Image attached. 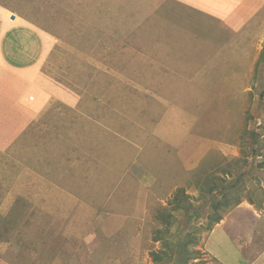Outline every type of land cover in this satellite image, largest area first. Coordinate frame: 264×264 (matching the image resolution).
<instances>
[{
  "label": "rangeland",
  "instance_id": "374dc122",
  "mask_svg": "<svg viewBox=\"0 0 264 264\" xmlns=\"http://www.w3.org/2000/svg\"><path fill=\"white\" fill-rule=\"evenodd\" d=\"M87 1L92 14L79 21L62 0H0V20L34 23L46 41L38 54L47 50L33 67L10 50L20 49L10 47L14 36L5 38L9 27L0 29L14 59L10 69L0 64V264H55L64 255L70 264H264V32L221 66L210 61L214 45L195 54L172 47L170 57L191 59L177 63L174 55V68L191 75V87H204L176 94L173 69L153 73L136 55L129 64L112 60L131 30L147 56L167 48L165 35L175 30L154 25L152 14L148 31L132 25L153 0ZM114 85L128 88L121 95ZM162 117L202 134L189 147L208 139L184 176L177 159L184 149L168 151L152 133ZM139 135L142 154L159 150L163 173L141 191L133 162ZM221 202L216 223L212 204ZM110 214L119 221L100 223ZM87 232L94 236L82 239Z\"/></svg>",
  "mask_w": 264,
  "mask_h": 264
},
{
  "label": "crops",
  "instance_id": "0c3cea01",
  "mask_svg": "<svg viewBox=\"0 0 264 264\" xmlns=\"http://www.w3.org/2000/svg\"><path fill=\"white\" fill-rule=\"evenodd\" d=\"M133 2L135 3L136 1ZM152 4L154 8L151 11H146L143 8L140 9V13L139 9L136 11V14L138 16L134 18V20L132 21V25H136V27L134 28H136L135 30H137V34H141L143 30L148 31L149 28L145 29V21L148 18L147 16L152 14L156 17V19L152 21L154 25L159 23L160 27L164 26V29L167 28L175 30V33H173L172 35H165V37H168L170 41L167 48L164 51L160 52V54L158 55L151 57L147 56L144 48L145 45L143 44V47L141 43L143 39L141 37L134 38L136 32L134 30H131L130 33L127 31V35L125 38L123 37L121 39V44L115 43L117 46H121L120 54H116L112 60H117V62L122 61L123 63L127 62L129 64L130 61H133L129 60V57L136 55L139 56L140 59H142L143 63L148 61L152 65L154 69L152 71L153 73H155L154 71H156L157 69L159 73L161 69H164L165 71L167 70V68L173 69L174 76L176 78L179 76V86H177L176 88V94L185 91V93L188 94L190 92L193 96L194 94H199L204 87L201 85H197V88L196 86L191 87L189 85L191 75L188 74L190 76H187L185 75L184 71L178 70V67V69L174 68L175 65L171 64V60L174 55V57H181L176 58L178 61L177 63H185L184 60L188 58L191 61V59L186 56L183 57V54H173L170 57L171 53L174 51L172 47H188L187 49H185V51H189L195 54L196 51L198 53H201L203 50H208L209 45H214L213 53H209L210 61L216 62L219 64V66H221L222 62L226 58L232 56V52H237L236 48L247 46L248 43H251L250 41L252 39L259 37V35L264 32V0H153ZM61 6H63L62 8L65 13L71 12L73 15H78L76 19L79 21L83 17H85V15L88 19V16L92 14L89 1L87 0H82L81 3L77 2V0H62ZM6 11L8 14H12L9 9ZM80 14L85 15L81 17ZM171 17H173V19ZM17 20L18 19H11V17L9 19L5 17L2 18L0 20V29L7 30V27H9L11 31L9 33L10 35L5 34L4 36L5 38H13L14 36V39L11 40L12 43L10 47L14 46L20 49L17 50L10 48V50L12 52L21 51L23 54V58L25 54V59L28 60L31 66H37L38 61L47 53V50L40 49L41 54H38V49L41 46L46 45V41L42 40V38H40L39 36V33L35 31L36 29L41 28L28 21H25L24 27L20 24L17 26ZM2 25L4 26L2 27ZM26 25H28V27H26ZM137 26L139 29H137ZM23 28L32 29L34 31L30 33ZM123 29H125L124 26L122 27V30ZM23 30L25 31L24 35ZM176 31H178V33ZM132 32H134V35L131 36ZM162 33L168 32L164 31ZM206 35L210 36V38H205ZM20 36L22 37V39ZM194 36L196 37V39H194ZM16 39H20V42L18 44H16ZM2 44H4V41H0V64L6 63V67L9 66L10 69L12 68L11 61H13L14 59L10 57L12 56L11 54H8V52L5 51H8L7 47H3ZM123 45L125 46L122 48ZM134 45L141 47V49L135 48ZM130 53L132 54L130 55ZM201 56L203 55H195V57H197V60L193 61H200L199 57ZM169 58H171V60H169ZM124 66L127 67L128 65ZM202 69L203 67H201L200 70L202 71ZM123 72H127V70H123L122 72H120V74ZM129 73L130 78H133L134 75L131 74L132 72L130 71ZM175 73H177V75H175ZM164 75L167 77H171L168 73H164ZM129 84H137L136 86L141 85L139 84V80H134V82H129ZM141 86V89L146 90L143 88L144 84H142ZM150 86L152 85L150 84ZM156 86L159 85L156 83ZM111 88L114 92H120L121 95H123L126 88H128V85H126V88L121 87L120 91L118 90V85H114ZM150 97L152 100L156 101V99L153 98L152 95ZM155 117L157 118L158 116ZM106 118L108 120L109 116H107ZM137 123L139 124V122ZM184 124L188 125V123H182V125ZM155 125L156 132L152 131V133L161 135V137H159L160 144L158 145L165 146V148H168V151L171 148L184 149L186 154L183 155L182 160L177 156V159L181 161L180 168L183 172H181L182 176L185 175L184 172H189L199 165V161L202 158L201 153L205 151V145L208 143V139L206 141H200L194 147H189L188 145L191 143L193 136H202L201 133L196 134V131L194 130L184 131L182 130V125L178 126L174 123L170 125L163 117L161 118V121L159 123H156ZM144 127H146V125ZM107 131L111 132L110 128ZM124 131H126V129ZM143 137L144 136L139 135L138 138H140L141 142L137 144L138 149H140L141 152H138V154L133 158V162H137L140 167V170L135 178V182L137 183V191H141L142 189H150L154 187L155 184L158 185L161 180L158 177L159 175L163 174L159 167L161 155L157 147L147 148V154H142L143 149H146L147 146V142L142 143V140L144 139ZM121 138L124 139L123 136H121ZM129 141L130 143L135 144L131 141V139H129ZM181 154H183V152ZM155 157L157 158V163L156 161L151 162L150 159ZM177 180L174 181L176 182ZM113 216L114 215L110 214L109 217L100 221V223H105L107 222V220L109 221L107 222L108 224L111 222L112 225L114 223H117L119 220ZM223 221L224 220H222V222ZM107 223H105V225H107ZM221 224L219 225L221 226ZM99 231L100 229H96V233H98ZM92 235L94 236L93 233L87 232L82 239H85V237H89ZM96 238H98V236H96ZM66 257L67 256L64 255L62 259L56 261L55 264H70L68 262V258Z\"/></svg>",
  "mask_w": 264,
  "mask_h": 264
},
{
  "label": "trees",
  "instance_id": "16d2710c",
  "mask_svg": "<svg viewBox=\"0 0 264 264\" xmlns=\"http://www.w3.org/2000/svg\"><path fill=\"white\" fill-rule=\"evenodd\" d=\"M221 205H222V202L221 203H214L212 204L213 208H214V216H213V220L217 222H219L221 220V217L218 213V211L221 209Z\"/></svg>",
  "mask_w": 264,
  "mask_h": 264
}]
</instances>
